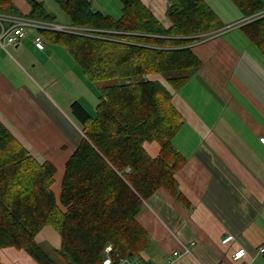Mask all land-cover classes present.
Here are the masks:
<instances>
[{"label": "trees", "instance_id": "16d2710c", "mask_svg": "<svg viewBox=\"0 0 264 264\" xmlns=\"http://www.w3.org/2000/svg\"><path fill=\"white\" fill-rule=\"evenodd\" d=\"M26 1L30 18L54 22L42 2ZM53 1L78 30L39 27L38 35L63 46L97 85L98 100L94 114L71 103L83 137L65 163L58 199L55 165L35 159L0 122V248L57 264L35 241L51 226L61 237L56 253L62 264H103L108 243L123 257L140 258L147 234L136 217L144 202L163 188L190 205L175 177L185 158L173 144L183 119L171 90L202 66L192 45L224 23L204 0H168L167 28L140 0H118V17L92 9L90 0ZM229 1L247 17L239 28L264 52V0ZM14 12L13 0H0V13ZM153 74L167 86L146 77ZM153 141L159 146L155 157L144 146ZM141 264L147 263L141 258Z\"/></svg>", "mask_w": 264, "mask_h": 264}, {"label": "crops", "instance_id": "0c3cea01", "mask_svg": "<svg viewBox=\"0 0 264 264\" xmlns=\"http://www.w3.org/2000/svg\"><path fill=\"white\" fill-rule=\"evenodd\" d=\"M37 1L55 15L54 22L71 26L53 0ZM117 1L90 0L92 9L114 17L120 15ZM140 1L163 26L171 25L168 0ZM204 1L224 26L192 45L202 66L180 90H171L183 119L173 144L185 158L175 177L190 205L163 188L144 202L136 217L147 234L140 260L235 264L231 254L243 247L247 264H264L259 251L264 243V52L239 28L247 17L231 1ZM13 6L11 15L25 22L26 37L0 53V122L35 159L55 165L52 191L58 199L65 163L83 137L71 103L78 101L94 114L98 87L80 77L81 69L62 45L43 37L44 48H36L32 40L40 20L29 17L26 0H13ZM146 77L167 86L159 74ZM144 146L150 156L158 155L156 142ZM228 232L234 241L223 245L220 239ZM35 241L47 254L61 246L51 226ZM0 264L38 263L23 249L2 247Z\"/></svg>", "mask_w": 264, "mask_h": 264}, {"label": "built area", "instance_id": "2783aa9c", "mask_svg": "<svg viewBox=\"0 0 264 264\" xmlns=\"http://www.w3.org/2000/svg\"><path fill=\"white\" fill-rule=\"evenodd\" d=\"M23 20H19L11 14L0 13V53L5 51L7 46L18 45L26 37V29ZM41 28L51 30L62 31H76L77 28L61 25L55 22H42L36 24ZM33 44L36 48L42 49L44 47V40L41 35H36L33 38ZM264 143V138H261ZM234 241V236L231 233H225L220 243L227 245ZM187 251V248H185ZM259 251L264 253V243L259 247ZM174 255H178V252H174ZM246 251L243 247H237L231 254L232 260L235 264H247L245 261ZM103 264H141L138 256L133 255L130 257H123L119 251L113 247L111 243H108L103 251Z\"/></svg>", "mask_w": 264, "mask_h": 264}, {"label": "rangeland", "instance_id": "374dc122", "mask_svg": "<svg viewBox=\"0 0 264 264\" xmlns=\"http://www.w3.org/2000/svg\"><path fill=\"white\" fill-rule=\"evenodd\" d=\"M117 3H119V1H117ZM120 8H121V6H118L119 12H121V9H120ZM119 12H118V13H119ZM118 13H117V14H118ZM263 13H264V12H263ZM43 48H44V47H43ZM43 48H42V49H43ZM73 60H74V59H73ZM75 63H76V62H75ZM76 65H77V67H78V69H79V71H80V66H79L77 63H76ZM79 75H80V77H86V76H85L83 73H81V72L79 73ZM162 79H163V78H162ZM163 80H164V79H163ZM164 82H166V81L164 80ZM110 83H111V81H108V80H107V81H102L100 84H101V85H107V84H110ZM188 85H189V87L192 86V84H191V85L188 84ZM180 89H181V88H180ZM180 89H179V90H180ZM96 103H97V102H96ZM96 103H95V106H96ZM89 108H90V107H89ZM93 111H94V109H93ZM93 111H92V113H93ZM81 134H83V132H82ZM49 252H50V253H49V254H50L49 256H51V257L56 261L57 264H62V263H63V261H62L61 259L58 258L56 252H54V251H49Z\"/></svg>", "mask_w": 264, "mask_h": 264}]
</instances>
